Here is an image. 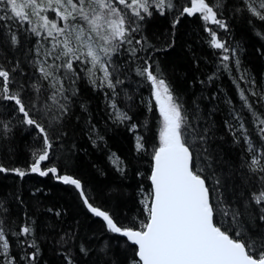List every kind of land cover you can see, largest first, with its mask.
Instances as JSON below:
<instances>
[{
	"label": "snow or ice",
	"instance_id": "obj_1",
	"mask_svg": "<svg viewBox=\"0 0 264 264\" xmlns=\"http://www.w3.org/2000/svg\"><path fill=\"white\" fill-rule=\"evenodd\" d=\"M228 8L264 25V0H184L183 4L180 0H0V48L19 47L20 29L35 37L29 48L32 74L25 75L20 69L23 79H18L14 73L19 62L10 68L0 64V109L4 110L0 112V151L10 150L6 141L17 116L16 124L29 128L38 138L27 167L0 163V174L11 173L21 180L37 174L74 186L88 212L103 221L104 231L123 238L120 260L109 242L81 238L78 229L57 232V225H41L27 212L14 216L12 204L0 193V264H40L43 227L50 228L46 235L59 237L55 245L62 247L54 246V251L60 264H264V146L254 143L241 115L248 112L264 145V112L249 100L250 94L264 101V92L240 88L234 81L241 105L239 110H231V119L225 124L233 143L242 142L246 156L226 177L213 168L212 155L205 146L210 128L193 123L201 119L199 106L190 116L153 60L152 45L143 34L145 23L157 14L166 17L171 13L173 28L183 18L196 16L205 24L210 46L225 53L222 61H229L227 53L235 56L234 50L216 29L207 27L210 23L227 32L229 25L222 17ZM4 22H8L6 27ZM256 35L264 40V32ZM162 50L166 49H155ZM236 65L239 68V60ZM224 68L228 70V65ZM128 70L149 86L160 127L158 142L150 153V186H140L144 218H134L126 225L92 203L82 182L51 161L55 139L64 134L62 122L71 115L80 72L94 90L104 91L115 113L114 122L133 120L116 104L119 86L124 84L121 76ZM240 80H246V75ZM147 107L151 111L152 103ZM81 109L87 111L83 104ZM128 127L135 133L139 126L129 123ZM135 141L137 153L149 154L143 136L135 135ZM117 170L122 175L125 172L121 166ZM226 178L233 182L231 200L223 191ZM13 198L23 205L18 194ZM47 211L56 218L62 216L59 210Z\"/></svg>",
	"mask_w": 264,
	"mask_h": 264
},
{
	"label": "trees",
	"instance_id": "obj_2",
	"mask_svg": "<svg viewBox=\"0 0 264 264\" xmlns=\"http://www.w3.org/2000/svg\"><path fill=\"white\" fill-rule=\"evenodd\" d=\"M180 2L183 4L184 0ZM222 18L229 25L227 32L210 23L207 27L216 29L218 36L234 50L235 56L231 52L227 53L231 57L229 61H222L221 56L225 53L210 46L209 34L204 31L205 24L196 16L183 18L173 28L171 13L166 17L157 14L145 23L143 34L152 45L150 54L153 60L163 69L173 92L189 110V115L199 106L201 119L193 123L198 128H210L205 146L212 155L213 168L227 177L246 156L242 142L233 143L225 124L231 119V110H239L241 105L234 81L239 82L240 88L247 90L253 87L257 92H264V40L256 35L258 31L264 32V25L252 17L234 14L232 8H228ZM249 19L252 20L251 24L248 23ZM7 24L4 22L5 27ZM12 27L16 31V26ZM18 35L21 41L19 47L6 45L0 48V64L10 68L19 62L14 75L23 79L19 74L20 69H23L25 75L34 72L29 63V48L33 46L35 37L23 29L19 30ZM169 44L172 47H168ZM156 48L166 50L155 51ZM145 54L148 53H142ZM236 60H239V68ZM225 64L228 70L224 68ZM124 67L128 69V65ZM241 75H246V80H240ZM80 77L74 86L78 91L72 97L71 115L61 125L64 134L55 139L52 165L79 179L91 202L113 213L122 223L127 225L134 218L143 219L140 186L143 185L145 189L150 186L147 180L150 174V153L153 145L158 142L160 127L159 114L151 99L149 86L144 85L132 70L121 76L124 84L119 86L116 104L119 110L133 117L132 121L121 124L114 122L110 101L104 91L94 90L84 72H80ZM246 81H254L255 84L252 86ZM249 100L258 111L264 112V101L250 94ZM150 102L153 105L151 111L147 107ZM81 104L87 107V111L81 109ZM3 111L0 109V112ZM241 115L246 120L254 143L258 147L264 146L256 136L248 112L245 110ZM18 119L19 116L13 119L15 126L10 139L6 141L10 150L0 151V163L5 167H27L37 144L36 134L16 124ZM129 123L139 126L137 132L129 130ZM137 134L144 137L149 154L136 152ZM113 158H119L116 159L117 163L112 162ZM118 166L125 169L123 175L117 170ZM232 184L230 179H225L226 187L223 191L229 200L233 197ZM0 193L12 204L14 216L27 212L41 225H57V232L78 229L81 238L109 242L116 252V258L123 259L120 255L123 251V238L104 231L103 221L88 212L74 186L37 174L21 180L9 173L0 174ZM17 194L22 197L23 205L14 200ZM48 208L59 210L62 216L56 218L47 211ZM49 231V227L40 229V264H60V256L54 251L55 240L59 237L55 233L46 235ZM14 251L19 252L20 249L14 248Z\"/></svg>",
	"mask_w": 264,
	"mask_h": 264
},
{
	"label": "rangeland",
	"instance_id": "obj_3",
	"mask_svg": "<svg viewBox=\"0 0 264 264\" xmlns=\"http://www.w3.org/2000/svg\"><path fill=\"white\" fill-rule=\"evenodd\" d=\"M110 109H111V108H110ZM111 113L113 114V117H114V119H115V113L113 112L112 109H111ZM135 142H136V141H135ZM112 162H113V163H115V162L117 163L116 159H114V158L112 159Z\"/></svg>",
	"mask_w": 264,
	"mask_h": 264
},
{
	"label": "water",
	"instance_id": "obj_4",
	"mask_svg": "<svg viewBox=\"0 0 264 264\" xmlns=\"http://www.w3.org/2000/svg\"><path fill=\"white\" fill-rule=\"evenodd\" d=\"M62 183V182H61ZM150 183V182H149ZM86 208V207H85ZM87 209V208H86Z\"/></svg>",
	"mask_w": 264,
	"mask_h": 264
}]
</instances>
